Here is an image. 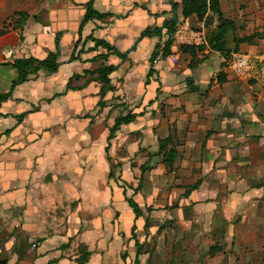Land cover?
Masks as SVG:
<instances>
[{
  "label": "crops",
  "instance_id": "obj_1",
  "mask_svg": "<svg viewBox=\"0 0 264 264\" xmlns=\"http://www.w3.org/2000/svg\"><path fill=\"white\" fill-rule=\"evenodd\" d=\"M87 2L0 0V94L17 77L13 61L44 60L57 38L59 64L30 75L0 106V264H79L85 254L83 264H264V72L239 80L229 66L233 54L263 50L264 0H218L233 27L229 52L171 42L163 57L165 31L140 39L143 31L175 11L176 27L208 38L216 18H183L182 0H94L111 17L85 23L78 39ZM89 37L124 59H100L106 51ZM108 66L113 91L101 100L90 73ZM128 113L138 117L119 127L106 154L110 128Z\"/></svg>",
  "mask_w": 264,
  "mask_h": 264
},
{
  "label": "trees",
  "instance_id": "obj_2",
  "mask_svg": "<svg viewBox=\"0 0 264 264\" xmlns=\"http://www.w3.org/2000/svg\"><path fill=\"white\" fill-rule=\"evenodd\" d=\"M93 1L94 0H88V2L85 4V14L83 16V19L80 24L79 28V33H78V39H80V31L82 30V27L85 23L91 21V20H103L106 18L111 17V15H103L97 13L94 8H93ZM173 10L176 9V6L173 5ZM210 13L212 14L217 22H218V27L217 30L214 34L208 36L207 38V44L210 48V50L215 51V52H220V53H226L229 52L225 49V37L227 36L228 32L232 30V25L229 23H224L221 20V15L219 11V5H218V0H182V17L187 18L190 16H195L198 21H201L205 18L206 14ZM18 17L17 20L14 21V18ZM22 14L16 13L14 14L10 19H11V24L13 23L14 29H21L23 22L21 21ZM177 24V19L173 21H164L162 23V28H155V29H147L143 31L139 38H150V37H157L161 39L163 37L162 31H165V35L167 37L166 41L163 43V47L161 49V57L165 56L168 53V49L171 45V37L174 33V30L176 28ZM22 37H19V40L21 41ZM249 38H245L242 40H234V49L232 52L236 53L238 51V46L240 43L246 42ZM88 41L94 42L95 43V48L98 49H103L106 51L105 56H101L100 59H105L106 56L108 55H115L119 57L121 60L124 59L123 55H121L115 48L109 46L103 41H97L94 40L93 38H87ZM78 45V41L75 42L74 49H76V46ZM55 47H56V52L49 54L44 60L39 61L35 60L32 58L28 59H17L13 61V63L10 64L11 68L15 71L17 77L16 79L12 82L11 88L9 91V94L6 95H1L0 94V106L2 103H4L6 100L9 99L11 92L17 87L18 85L27 82L29 80V76L32 74H36L38 71H44L48 74H54L57 72L59 64L57 62L58 55H57V50H58V38L55 41ZM158 47H155V52L152 54L149 64L152 66L154 63L155 59L158 56ZM76 59V57L72 56L71 60ZM115 71L114 67L108 66L101 68L97 71H94L90 73V75L94 76L96 75L98 80L101 83V89H100V98L101 100L103 99L104 95L107 92H112L113 88L110 86V81L108 77ZM151 75V70L149 71V77ZM148 76H147V81H148ZM194 91V90H193ZM99 108L102 109L104 107V103L102 101L99 102L98 104ZM22 117V116H21ZM138 115H134L131 113H128L124 116L118 117L113 126L109 130V136L107 138V147L105 149V153H108V150L110 148V141L113 140L115 133L119 129L120 126L122 125H128L136 120ZM20 120V118H19ZM168 140L162 141L159 143V147L161 151H165L168 145ZM165 160L164 162L167 164L169 170L171 168V165L175 159V151L170 149L169 151L164 153ZM108 161L110 162V159L108 158ZM109 177H111V173L109 174ZM196 188V185L192 186L190 190H193ZM186 194V193H185ZM125 201L129 205V207L132 209L133 214L135 218L141 217V212L138 209L137 205L130 199L125 198ZM134 239V236H133ZM135 245L137 248V255L139 254L141 247L137 244L135 241ZM88 257L87 254L83 255V259L79 260V264H83L85 259ZM136 263V262H135Z\"/></svg>",
  "mask_w": 264,
  "mask_h": 264
},
{
  "label": "built area",
  "instance_id": "obj_3",
  "mask_svg": "<svg viewBox=\"0 0 264 264\" xmlns=\"http://www.w3.org/2000/svg\"><path fill=\"white\" fill-rule=\"evenodd\" d=\"M172 42L179 47L200 50L207 44L206 33L203 29L178 26L171 37ZM229 66L236 78L245 80L253 67L264 68V48L259 55L248 56L244 54H233L230 57Z\"/></svg>",
  "mask_w": 264,
  "mask_h": 264
},
{
  "label": "rangeland",
  "instance_id": "obj_4",
  "mask_svg": "<svg viewBox=\"0 0 264 264\" xmlns=\"http://www.w3.org/2000/svg\"><path fill=\"white\" fill-rule=\"evenodd\" d=\"M257 68H258V70H261L262 72H264V68H262V67H260V66H255V67H253V69L251 70L250 74L253 73V71H254L255 69H257Z\"/></svg>",
  "mask_w": 264,
  "mask_h": 264
},
{
  "label": "water",
  "instance_id": "obj_5",
  "mask_svg": "<svg viewBox=\"0 0 264 264\" xmlns=\"http://www.w3.org/2000/svg\"><path fill=\"white\" fill-rule=\"evenodd\" d=\"M171 2H173V0H171ZM176 19V12L172 11V16H171V21Z\"/></svg>",
  "mask_w": 264,
  "mask_h": 264
}]
</instances>
